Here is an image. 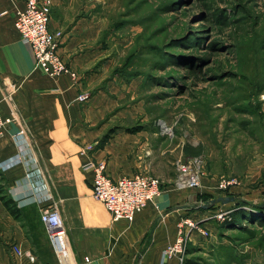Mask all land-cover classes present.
<instances>
[{
    "label": "rangeland",
    "instance_id": "rangeland-1",
    "mask_svg": "<svg viewBox=\"0 0 264 264\" xmlns=\"http://www.w3.org/2000/svg\"><path fill=\"white\" fill-rule=\"evenodd\" d=\"M74 1L95 23L108 75L118 77L125 111L114 131L138 126L147 136L150 169L141 173L175 185L180 161L200 156L211 188L186 187L187 206L227 195L248 200L192 216L209 233L194 231L185 258L264 264V0ZM221 178L232 180L226 190L217 188ZM2 232L0 264H12Z\"/></svg>",
    "mask_w": 264,
    "mask_h": 264
},
{
    "label": "crops",
    "instance_id": "crops-1",
    "mask_svg": "<svg viewBox=\"0 0 264 264\" xmlns=\"http://www.w3.org/2000/svg\"><path fill=\"white\" fill-rule=\"evenodd\" d=\"M25 2L0 0V111L12 117L0 137V177L14 205L12 213L0 204V232L8 245L16 243L35 258L11 252L12 264H62L40 220L46 205L55 206L64 221L67 264H184L185 254L181 260L165 250L180 227L187 228L186 220L211 209L187 206L190 189L162 184L132 221L111 219L92 196L93 171L84 164L105 160L114 180L148 172L147 136L127 126L109 132L125 111L117 106L121 87L100 61L95 23L85 6L74 0H52L51 6L49 28L59 32L58 52L78 75L73 83L68 73L51 77L36 66L31 46L14 25ZM82 92L86 98L78 100ZM201 186L211 188L203 176Z\"/></svg>",
    "mask_w": 264,
    "mask_h": 264
},
{
    "label": "built area",
    "instance_id": "built-area-1",
    "mask_svg": "<svg viewBox=\"0 0 264 264\" xmlns=\"http://www.w3.org/2000/svg\"><path fill=\"white\" fill-rule=\"evenodd\" d=\"M52 0H26L25 6L16 11L14 25L20 33L21 39L28 43L35 56L36 66L45 74L56 77L68 73L73 83L78 80L77 73L65 62L58 52V31L49 28L51 19ZM86 93H79L78 100H84ZM12 120L11 116H3L0 111V137L4 133L6 124ZM164 133L171 134L170 127L159 121ZM19 161V156L13 158ZM84 167L93 171L92 196L101 201L113 221L125 219L132 221L140 210L150 202L154 196L161 192L162 181L155 176L146 173H134L112 179L107 174V162L105 160H88ZM178 176L175 185L179 188H197L202 185L203 160L200 156L189 157L180 161ZM232 180L221 178L217 182V188L226 190ZM226 212H218L220 218ZM40 220L45 224L52 248L62 264H67L68 258L67 237L65 224L59 210L55 206H42ZM187 228L180 227L175 242L165 250L166 255L178 254L183 259L190 235L196 232L205 236L209 232L198 221L186 220ZM15 256L26 255L30 261L34 256L25 252L18 244L9 245ZM89 259L85 257V261ZM72 264H80L73 262Z\"/></svg>",
    "mask_w": 264,
    "mask_h": 264
},
{
    "label": "trees",
    "instance_id": "trees-1",
    "mask_svg": "<svg viewBox=\"0 0 264 264\" xmlns=\"http://www.w3.org/2000/svg\"><path fill=\"white\" fill-rule=\"evenodd\" d=\"M127 131H135V130H139V127L138 126H132V127H126L125 128ZM112 131H114V128H111L110 129V131L109 132H112ZM3 185V184H2ZM4 188V187H3ZM0 194H2L1 195V197H0V199H1V201H2V204L4 205V206H7L9 209H10V211L13 213L14 212V210H13V208H12V206H14L12 203H11V199L7 196V194L5 193V191L4 192H2L1 191V188H0ZM234 200H235V202L236 203H248V200H246V199H244V198H241V197H238V198H236V196H234ZM260 205V204H259ZM261 206V205H260ZM212 206H209V207H207V208H211ZM199 208H203V207H199ZM235 210V209H234ZM232 210L231 211V214H230V216L229 217H231V221L233 220V221H235L237 218L236 217H238L236 214H237V210ZM228 223H230V221H228ZM184 264H193V262H190L187 258H185V261H184Z\"/></svg>",
    "mask_w": 264,
    "mask_h": 264
},
{
    "label": "water",
    "instance_id": "water-1",
    "mask_svg": "<svg viewBox=\"0 0 264 264\" xmlns=\"http://www.w3.org/2000/svg\"><path fill=\"white\" fill-rule=\"evenodd\" d=\"M233 199H234V197L233 196H229V195L228 196H218L216 198H211L209 201H207L205 203H202L201 206L206 208V207H209V206L213 205L216 202H219V201L228 202V201L233 200Z\"/></svg>",
    "mask_w": 264,
    "mask_h": 264
}]
</instances>
